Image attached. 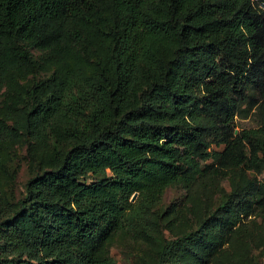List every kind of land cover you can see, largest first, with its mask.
I'll return each mask as SVG.
<instances>
[{
    "label": "trees",
    "instance_id": "trees-1",
    "mask_svg": "<svg viewBox=\"0 0 264 264\" xmlns=\"http://www.w3.org/2000/svg\"><path fill=\"white\" fill-rule=\"evenodd\" d=\"M263 172L264 0H0V264H264Z\"/></svg>",
    "mask_w": 264,
    "mask_h": 264
},
{
    "label": "rangeland",
    "instance_id": "rangeland-1",
    "mask_svg": "<svg viewBox=\"0 0 264 264\" xmlns=\"http://www.w3.org/2000/svg\"><path fill=\"white\" fill-rule=\"evenodd\" d=\"M237 123V129H240L242 127H251L256 125L257 121L253 114H251L249 117L245 118H236ZM17 151L20 154L19 162H20V168L17 173L15 185H16V191L18 194L22 190L24 181L29 177V174L31 170L29 169L28 162L26 158L24 157L25 149L24 147H17ZM264 175V172L263 174ZM227 184V182H225ZM185 191L179 187V186H170L165 191V194L163 196V200L161 202V205L163 207L169 206L172 204L177 203H186L185 205H188L187 200L185 199ZM139 244L134 243L131 239L126 237L125 235L119 234L116 236V239L110 246L111 253L114 255V257L119 262L124 263H131L135 256L137 255Z\"/></svg>",
    "mask_w": 264,
    "mask_h": 264
},
{
    "label": "water",
    "instance_id": "water-1",
    "mask_svg": "<svg viewBox=\"0 0 264 264\" xmlns=\"http://www.w3.org/2000/svg\"><path fill=\"white\" fill-rule=\"evenodd\" d=\"M134 198H135V194L133 195L132 199H134Z\"/></svg>",
    "mask_w": 264,
    "mask_h": 264
}]
</instances>
